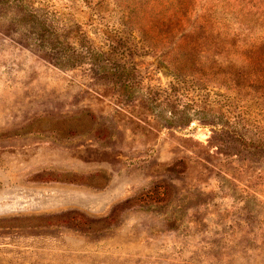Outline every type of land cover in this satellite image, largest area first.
<instances>
[{"label":"rangeland","instance_id":"374dc122","mask_svg":"<svg viewBox=\"0 0 264 264\" xmlns=\"http://www.w3.org/2000/svg\"><path fill=\"white\" fill-rule=\"evenodd\" d=\"M0 264H264V0H0Z\"/></svg>","mask_w":264,"mask_h":264},{"label":"trees","instance_id":"16d2710c","mask_svg":"<svg viewBox=\"0 0 264 264\" xmlns=\"http://www.w3.org/2000/svg\"><path fill=\"white\" fill-rule=\"evenodd\" d=\"M89 52H90V57L94 60H97V57H99L103 52L98 50L97 48H92V49H89ZM99 59V58H98ZM74 65V63H73ZM71 65V66H73ZM121 73L117 72L115 69H114V73L113 75H116V76H119Z\"/></svg>","mask_w":264,"mask_h":264}]
</instances>
